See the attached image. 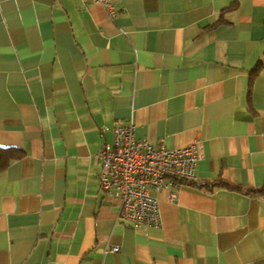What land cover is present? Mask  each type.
<instances>
[{"label":"crops","instance_id":"0c3cea01","mask_svg":"<svg viewBox=\"0 0 264 264\" xmlns=\"http://www.w3.org/2000/svg\"><path fill=\"white\" fill-rule=\"evenodd\" d=\"M111 1L0 0V264H264V0ZM130 121L203 141L156 227L98 185L99 130Z\"/></svg>","mask_w":264,"mask_h":264},{"label":"built area","instance_id":"2783aa9c","mask_svg":"<svg viewBox=\"0 0 264 264\" xmlns=\"http://www.w3.org/2000/svg\"><path fill=\"white\" fill-rule=\"evenodd\" d=\"M101 4L109 17L115 15L111 0H88ZM111 134L97 152L99 188L119 201V217L132 227L158 226L159 212L154 195L168 191V200L177 199V189L184 181L196 180L195 165L202 157L200 138L179 148H167L161 142L136 138L133 122L102 126L100 137ZM110 251L118 252L113 245Z\"/></svg>","mask_w":264,"mask_h":264},{"label":"trees","instance_id":"16d2710c","mask_svg":"<svg viewBox=\"0 0 264 264\" xmlns=\"http://www.w3.org/2000/svg\"><path fill=\"white\" fill-rule=\"evenodd\" d=\"M255 69V68H254ZM20 155V151L11 148L0 147V171L3 170L9 163V161ZM250 192L254 190H249ZM256 191H264V189H258Z\"/></svg>","mask_w":264,"mask_h":264}]
</instances>
